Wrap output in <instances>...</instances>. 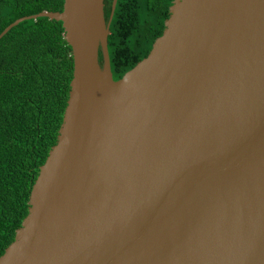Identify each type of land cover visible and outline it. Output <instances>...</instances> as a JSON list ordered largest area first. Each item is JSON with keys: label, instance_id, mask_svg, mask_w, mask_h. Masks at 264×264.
I'll return each instance as SVG.
<instances>
[{"label": "water", "instance_id": "1", "mask_svg": "<svg viewBox=\"0 0 264 264\" xmlns=\"http://www.w3.org/2000/svg\"><path fill=\"white\" fill-rule=\"evenodd\" d=\"M104 1L0 33L59 20L73 57L57 142L0 264H264V0H173L118 80Z\"/></svg>", "mask_w": 264, "mask_h": 264}, {"label": "trees", "instance_id": "2", "mask_svg": "<svg viewBox=\"0 0 264 264\" xmlns=\"http://www.w3.org/2000/svg\"><path fill=\"white\" fill-rule=\"evenodd\" d=\"M112 1H104L106 21ZM172 3L117 0L108 36L113 79L148 55ZM63 4L0 0V33L20 17L62 11ZM72 77V50L61 21L44 16L24 20L0 39V256L27 216L40 166L57 142Z\"/></svg>", "mask_w": 264, "mask_h": 264}]
</instances>
